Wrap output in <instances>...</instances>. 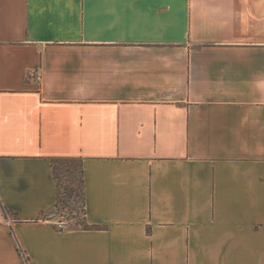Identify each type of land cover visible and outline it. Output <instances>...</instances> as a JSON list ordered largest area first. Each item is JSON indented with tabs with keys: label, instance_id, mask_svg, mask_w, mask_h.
<instances>
[{
	"label": "crops",
	"instance_id": "obj_1",
	"mask_svg": "<svg viewBox=\"0 0 264 264\" xmlns=\"http://www.w3.org/2000/svg\"><path fill=\"white\" fill-rule=\"evenodd\" d=\"M0 202V264H264V0H0Z\"/></svg>",
	"mask_w": 264,
	"mask_h": 264
},
{
	"label": "trees",
	"instance_id": "obj_2",
	"mask_svg": "<svg viewBox=\"0 0 264 264\" xmlns=\"http://www.w3.org/2000/svg\"><path fill=\"white\" fill-rule=\"evenodd\" d=\"M53 167V175L55 178L56 186H57V203L54 208H59L60 203H64V201H67V196L70 194L71 187L70 185L72 182H75L77 179L79 182V192H78V198L80 199L81 204V210L83 213L84 221H83V228H86L85 224V218H86V195H85V180H84V168H83V162L78 159H57L52 162ZM71 177V179H70ZM70 184L67 185V182ZM62 182L66 183L65 189L62 187ZM67 195V196H66ZM70 198V196H69ZM0 206L3 209L6 216L9 215L8 210L2 205L0 202ZM46 214V213H45ZM43 213V216H45ZM46 218V217H44ZM47 219V218H46ZM61 224H63V227H59L56 224V229L58 231H66L72 229L71 226H68L65 224L64 221H60ZM20 252L22 255H24V251L20 249ZM28 261V258H26Z\"/></svg>",
	"mask_w": 264,
	"mask_h": 264
},
{
	"label": "rangeland",
	"instance_id": "obj_3",
	"mask_svg": "<svg viewBox=\"0 0 264 264\" xmlns=\"http://www.w3.org/2000/svg\"><path fill=\"white\" fill-rule=\"evenodd\" d=\"M71 179V177H70ZM67 182V185L70 184ZM66 183L62 182V187L65 189L67 186ZM70 194L67 196V201L62 204L60 203L59 208H54L48 213L45 214L44 217L51 218L55 223L60 221H64L66 225L71 226L72 229L75 228H83V213L81 210L80 199L78 198L79 192V182L76 179L75 182H72L70 185ZM70 196V198H69ZM56 226V224H55Z\"/></svg>",
	"mask_w": 264,
	"mask_h": 264
},
{
	"label": "built area",
	"instance_id": "obj_4",
	"mask_svg": "<svg viewBox=\"0 0 264 264\" xmlns=\"http://www.w3.org/2000/svg\"><path fill=\"white\" fill-rule=\"evenodd\" d=\"M59 227H63V224H61L60 222L56 223Z\"/></svg>",
	"mask_w": 264,
	"mask_h": 264
}]
</instances>
